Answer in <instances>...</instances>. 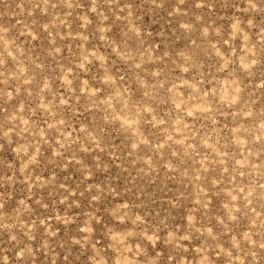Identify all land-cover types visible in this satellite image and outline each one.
I'll list each match as a JSON object with an SVG mask.
<instances>
[{
  "label": "rangeland",
  "instance_id": "obj_1",
  "mask_svg": "<svg viewBox=\"0 0 264 264\" xmlns=\"http://www.w3.org/2000/svg\"><path fill=\"white\" fill-rule=\"evenodd\" d=\"M0 264H264V0H0Z\"/></svg>",
  "mask_w": 264,
  "mask_h": 264
}]
</instances>
